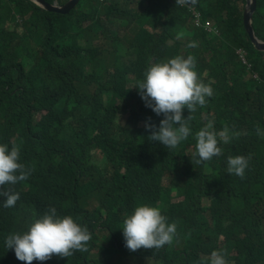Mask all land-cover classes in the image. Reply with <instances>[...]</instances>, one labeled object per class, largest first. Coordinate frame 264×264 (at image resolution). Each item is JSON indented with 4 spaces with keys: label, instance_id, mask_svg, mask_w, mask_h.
<instances>
[{
    "label": "trees",
    "instance_id": "obj_1",
    "mask_svg": "<svg viewBox=\"0 0 264 264\" xmlns=\"http://www.w3.org/2000/svg\"><path fill=\"white\" fill-rule=\"evenodd\" d=\"M70 1L0 0V143L16 145L30 170L4 186L19 199L0 203V264H25L4 237L51 206L82 221L89 240L83 251L31 264H208L214 249L228 264H264V132L250 114L254 91L264 88V61L246 27L247 0ZM56 4L65 10H53ZM259 7L264 0H256L252 25L264 41ZM96 28L111 35L110 44L85 37L86 30L97 36ZM177 55H191L198 80L212 88L204 105L183 109L187 138L205 125L228 127L226 151L245 136L244 152L237 151L248 160L242 177L225 164L208 179L210 160L191 163L151 145L145 122L159 123L162 114L145 106L135 85L150 64ZM140 203H160L181 229L179 243L154 263L120 242L124 217Z\"/></svg>",
    "mask_w": 264,
    "mask_h": 264
},
{
    "label": "clouds",
    "instance_id": "obj_2",
    "mask_svg": "<svg viewBox=\"0 0 264 264\" xmlns=\"http://www.w3.org/2000/svg\"><path fill=\"white\" fill-rule=\"evenodd\" d=\"M182 2L183 0H176V3ZM54 6L60 7L57 4ZM130 7L134 8V4ZM129 22L133 25L130 18ZM145 27L152 30L148 23H145ZM188 46L194 47L195 42H190ZM236 52L251 71L252 63L247 58V51L238 48ZM262 52L264 61V51ZM251 76L260 79L255 72H252ZM211 83L214 97H217L219 90L216 80H211ZM135 86L145 106L151 108L158 116L162 114L159 123H153L150 119L145 122L151 145L169 153L180 152L191 163L197 164L207 160L211 162L213 156L225 152L223 144L232 136L228 127L205 125L194 133L195 138H187L191 129L186 121L190 117L182 114L183 109L187 108L191 112L196 105H204L206 97L212 95L210 84L198 80L191 55H177L166 61L150 64L144 71L143 78ZM257 132L260 130L257 129ZM19 157L20 152L16 145L9 147L6 143H0V197H3L0 203L3 207H12L19 199L18 192L4 186L25 180L30 172L25 169ZM247 165V158L238 154L229 156L226 160L227 172L234 178L242 177ZM79 222L82 221L71 215H58L57 209L51 206L43 215L34 219L26 230L5 236L4 246L25 264H31L34 259L45 261L53 254L68 257L72 250L83 251L89 240L87 227ZM119 236L122 247L128 253L144 255L152 260L158 253L174 248V245L179 243L181 229L178 221L172 218L160 203H140L124 217ZM152 262L154 263L153 260ZM208 264H226L224 251L214 249L210 253Z\"/></svg>",
    "mask_w": 264,
    "mask_h": 264
},
{
    "label": "rangeland",
    "instance_id": "obj_3",
    "mask_svg": "<svg viewBox=\"0 0 264 264\" xmlns=\"http://www.w3.org/2000/svg\"><path fill=\"white\" fill-rule=\"evenodd\" d=\"M258 11L261 14H264V7H259ZM93 36V33L90 32L89 30H86L84 35L87 39H92L93 37L98 38L103 45L110 44L111 40L113 39L110 34H103L101 33L100 28L95 29V35ZM111 48V47H110ZM109 48V49H110ZM241 58V57H240ZM213 81V79H212ZM259 106H262L264 108V88L261 86L259 89H256L253 93V97L251 100V111L250 114L252 115L254 121L256 122V125L261 127L264 132V113H261L259 111ZM245 136H242L238 140L235 141L231 146H236V150H226L223 154H219L218 156H213L212 160L210 162V167L206 173V176L208 179L211 178L212 173H219L221 167H223L226 164L227 157L229 156H235L237 154V151H242L244 152V147H245ZM230 141H227L229 143ZM99 149L97 150L96 154L98 155ZM169 160L166 157V154L164 155L163 162H162V167L163 169H166L169 166ZM164 181L166 184L169 183V179L167 177H164ZM184 198L183 196H178L175 199V202L180 203L183 202ZM228 264V263H226Z\"/></svg>",
    "mask_w": 264,
    "mask_h": 264
},
{
    "label": "water",
    "instance_id": "obj_4",
    "mask_svg": "<svg viewBox=\"0 0 264 264\" xmlns=\"http://www.w3.org/2000/svg\"><path fill=\"white\" fill-rule=\"evenodd\" d=\"M38 1L42 2V0H38ZM73 1H75V0H71L69 2V4L72 3ZM51 8L58 10V11H64L65 10V7L60 8V7L52 6ZM255 9H256V0H247V9L245 10V22H246L248 32L250 34V37H251L255 47L258 50L264 51V42H262L261 40H259L255 36L254 29H253V26L251 24V20H252L253 13H254Z\"/></svg>",
    "mask_w": 264,
    "mask_h": 264
},
{
    "label": "built area",
    "instance_id": "obj_5",
    "mask_svg": "<svg viewBox=\"0 0 264 264\" xmlns=\"http://www.w3.org/2000/svg\"><path fill=\"white\" fill-rule=\"evenodd\" d=\"M209 24V23H208Z\"/></svg>",
    "mask_w": 264,
    "mask_h": 264
}]
</instances>
